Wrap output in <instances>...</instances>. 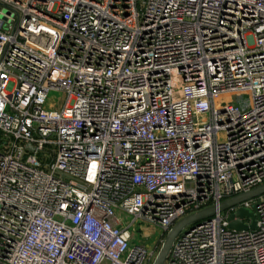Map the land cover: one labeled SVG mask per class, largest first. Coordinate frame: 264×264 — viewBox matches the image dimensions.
<instances>
[{
    "label": "built area",
    "instance_id": "2783aa9c",
    "mask_svg": "<svg viewBox=\"0 0 264 264\" xmlns=\"http://www.w3.org/2000/svg\"><path fill=\"white\" fill-rule=\"evenodd\" d=\"M263 183L264 0H0V264H151ZM163 264H264V192Z\"/></svg>",
    "mask_w": 264,
    "mask_h": 264
},
{
    "label": "water",
    "instance_id": "95a60500",
    "mask_svg": "<svg viewBox=\"0 0 264 264\" xmlns=\"http://www.w3.org/2000/svg\"><path fill=\"white\" fill-rule=\"evenodd\" d=\"M263 192L264 183L251 188L248 191L241 192L227 199H224L220 201L217 206L211 205L181 217L164 234L161 244L151 264H163L174 238L181 230L185 229V227L191 226L192 224L197 223L200 220L208 219L215 212V210L220 211L226 209L244 200L256 197ZM244 217L250 218V224L246 225L243 223L242 220ZM227 220L228 226L236 230L247 228L251 229L254 226L253 213L251 210L246 208H237L232 214L228 216Z\"/></svg>",
    "mask_w": 264,
    "mask_h": 264
},
{
    "label": "rangeland",
    "instance_id": "374dc122",
    "mask_svg": "<svg viewBox=\"0 0 264 264\" xmlns=\"http://www.w3.org/2000/svg\"><path fill=\"white\" fill-rule=\"evenodd\" d=\"M61 97L62 95L57 91L48 92V100H56ZM115 213L124 224H127L131 220V216L129 215H124L119 211H116ZM128 229L132 233L130 240L131 244H143L147 249H153L154 251L158 250L164 237V233H162L161 229L153 224L139 222L132 228L129 227Z\"/></svg>",
    "mask_w": 264,
    "mask_h": 264
}]
</instances>
